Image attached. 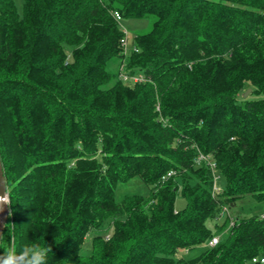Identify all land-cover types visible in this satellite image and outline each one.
<instances>
[{
    "label": "trees",
    "instance_id": "obj_1",
    "mask_svg": "<svg viewBox=\"0 0 264 264\" xmlns=\"http://www.w3.org/2000/svg\"><path fill=\"white\" fill-rule=\"evenodd\" d=\"M0 159V264H264V0H0Z\"/></svg>",
    "mask_w": 264,
    "mask_h": 264
},
{
    "label": "rangeland",
    "instance_id": "obj_2",
    "mask_svg": "<svg viewBox=\"0 0 264 264\" xmlns=\"http://www.w3.org/2000/svg\"><path fill=\"white\" fill-rule=\"evenodd\" d=\"M14 3H15L17 11L21 13L22 0H14ZM120 26L122 29L123 27L126 29L127 36L130 39L135 33L144 32L148 30L150 27V19H136V18L123 19L121 20ZM247 95L249 97H257V95L252 92L249 94L247 93ZM241 97H245L243 93L238 97V99H240ZM125 192H137L140 194H144L147 192V186L140 180L139 177L135 176V177L130 178L127 181L117 183V186L115 189L116 195L119 196ZM7 199H8V195H7ZM183 204H184V199L180 195H177V197L174 200V206L176 208H179ZM229 212L231 215H240V216H248L251 214H262L264 213V200L257 201L251 195L242 196L235 201L234 205L229 207ZM222 218H223V215L217 217L216 219H209L207 220V225L210 228H212L215 221L219 222L221 221ZM103 234H106V233H103ZM89 236L90 235L87 236L85 243H84L85 247L87 248L84 250V252L88 251Z\"/></svg>",
    "mask_w": 264,
    "mask_h": 264
},
{
    "label": "built area",
    "instance_id": "obj_3",
    "mask_svg": "<svg viewBox=\"0 0 264 264\" xmlns=\"http://www.w3.org/2000/svg\"><path fill=\"white\" fill-rule=\"evenodd\" d=\"M114 16H115V18L120 22V24H121V17H120V15H119V13L117 12V11H114ZM123 32H124V36H123V38L121 39V44H122V47H123V51L125 52L126 50H127V40H128V38H127V34H126V29L123 27ZM119 76L123 79V80H125V81H127V82H140V81H146L148 78L147 77H145L141 72H137V73H132V74H130L129 72H127V70H125V68H124V65L123 64H121V66H120V70H119ZM208 160L207 162L210 164V166H211V169H212V172H213V189H216V185H215V180L217 179V175H216V171H215V166H214V163L211 161V160H209V157L208 156H206V155H204V154H202V153H198V155H197V157H196V162H200L201 160ZM173 173V170H170V171H168L167 172V175H170V174H172ZM222 211H225V208H223L222 207ZM264 216V214L262 213L261 214V217H263ZM232 222V221H231ZM230 222V223H231ZM217 239H218V236H213L210 240H209V242H208V244L209 245H213V244H215L216 242H217ZM251 261L252 262H256V263H263L264 262V257H259V256H254V257H252L251 258Z\"/></svg>",
    "mask_w": 264,
    "mask_h": 264
},
{
    "label": "water",
    "instance_id": "obj_4",
    "mask_svg": "<svg viewBox=\"0 0 264 264\" xmlns=\"http://www.w3.org/2000/svg\"><path fill=\"white\" fill-rule=\"evenodd\" d=\"M249 91L250 88H247L243 92V95L246 96ZM8 213H9V208L7 202V189H6L5 178L3 175L2 163L0 159V234L4 226L5 220L8 216Z\"/></svg>",
    "mask_w": 264,
    "mask_h": 264
},
{
    "label": "clouds",
    "instance_id": "obj_5",
    "mask_svg": "<svg viewBox=\"0 0 264 264\" xmlns=\"http://www.w3.org/2000/svg\"><path fill=\"white\" fill-rule=\"evenodd\" d=\"M6 264H14L11 257L6 258ZM28 264H44L43 256L39 250H34L32 255L28 259Z\"/></svg>",
    "mask_w": 264,
    "mask_h": 264
}]
</instances>
